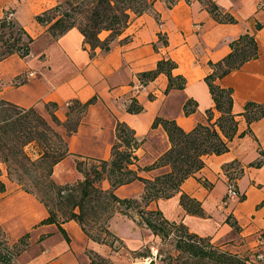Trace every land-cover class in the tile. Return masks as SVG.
<instances>
[{
	"label": "crops",
	"instance_id": "obj_1",
	"mask_svg": "<svg viewBox=\"0 0 264 264\" xmlns=\"http://www.w3.org/2000/svg\"><path fill=\"white\" fill-rule=\"evenodd\" d=\"M211 1L218 7L220 16L232 15L235 20L216 19L200 0H177L169 7L165 0H156L151 10L132 18L112 40L108 51L96 47L93 55L82 33L74 26L56 39H50L35 59L26 60L25 66L34 69L36 75L13 90L8 101L22 107L56 102L54 113L62 122L70 100L85 102L96 97L75 132L66 136L64 126L55 125L57 132L65 137L68 149V154L53 166L52 178L59 184L82 178L75 158L110 157L117 121L127 124L142 140L135 154L136 166L144 167L170 146L161 124L152 125L156 117L173 119L188 131L197 123L206 122L208 110L212 111L211 121L219 116L204 80L211 71L209 62H216L229 53V43L240 34L254 33L258 56L216 80L220 86L232 89L237 130L228 143V150L204 156V165L184 179L178 192L148 205L159 209L169 221L180 222L189 232L207 238L214 246L249 256L256 249L257 232L264 233V162L259 167L250 165L260 159L259 151H264V116L248 123L242 112L250 100L264 105V0ZM36 6L37 0H0V17L4 9L15 8V19L33 37L23 22L30 15H36ZM256 23L261 27L256 28ZM159 34L166 38V45L159 40ZM106 35L107 31L99 34L102 39ZM13 56L18 55H10L4 62ZM161 58L175 61L172 74L184 77L182 89L166 91L168 78L164 73L146 83L139 80L138 73L154 69ZM9 70L10 67L0 69L1 73ZM131 99L143 107L141 111H127ZM188 100H193L196 106L193 112L185 114L183 107ZM231 164H237L240 171L233 178ZM165 170L167 167L163 166L140 170L139 174L152 178ZM0 180L5 186L0 191V228L6 243L10 246L28 235L24 249L12 255V264H89L91 253L104 259L100 264H163L153 257V251L149 252L152 256L130 254L146 242H154L157 236L146 226L148 233H142L136 219L112 216L109 230L116 241L124 244V250L113 249L109 244L90 239L73 219L59 225L42 223L48 215L45 205L12 181L1 163ZM229 181L235 184L237 198L227 196ZM100 186L108 188L109 183L103 180ZM143 191L144 184L139 180L114 189L121 198H140ZM182 192L199 201L203 216L188 213L182 207ZM261 248L264 252V246ZM261 263L264 264V259Z\"/></svg>",
	"mask_w": 264,
	"mask_h": 264
},
{
	"label": "trees",
	"instance_id": "obj_2",
	"mask_svg": "<svg viewBox=\"0 0 264 264\" xmlns=\"http://www.w3.org/2000/svg\"><path fill=\"white\" fill-rule=\"evenodd\" d=\"M156 0H62L56 5L36 14L34 19L46 26L51 39L77 27L84 37V43L90 47V55L99 47L108 51L114 38L120 35L134 16L152 9ZM167 6L177 0H165ZM214 17L220 21L233 22L232 15L220 16L218 7L211 0H200ZM261 24L256 23V28ZM107 31L102 39L99 34ZM34 38L15 18L4 14L0 17V60L17 54L25 57L30 53ZM164 45L167 40L159 34ZM231 50L222 59L209 62L211 71L204 77L219 116L211 121L212 111H207L206 122L197 123L186 131L175 120L156 117L153 126L161 124L170 143L152 164L136 166L135 150L142 140L124 122L117 121L115 141L108 159H76V168L82 179L72 184H59L52 178L53 166L68 154L66 139L55 130L54 125L62 124L66 136L76 131L87 107L95 102L91 97L85 102L72 99L67 103L66 119L60 121L55 115L56 102L46 103L50 121L43 117L33 106L22 107L13 102L0 99V163L5 165L7 176L21 187L34 194L46 207L48 215L42 223H57L75 220L83 232L93 241L107 243L108 238L117 240L109 230V220L115 213H122L136 219L149 228L154 235L168 236L173 230L181 233L175 236V246L190 256L214 260L216 263L245 264L246 257L222 250L200 237L182 223L166 219L159 209L148 208L151 201L169 198L180 190V185L188 176L193 175L204 165V156L220 154L228 150L229 141L237 130V120L232 112V89L220 86L216 80L238 69L244 62L258 56L254 33H242L230 43ZM176 63L171 58H161L154 69L138 73L142 83L154 79L159 73L166 74L171 88L182 89L185 79L182 75H173ZM48 105L51 107L49 110ZM195 102H185L183 110L189 114L195 109ZM142 106L131 99L127 111L136 113ZM73 113L77 117L73 118ZM248 123L264 116V105L247 101L242 112ZM35 142L37 156L32 158L25 150L26 145ZM260 159L250 163L259 167L264 162V151H259ZM26 164H29L28 168ZM232 165V164H231ZM135 166V167H134ZM166 166L167 170L147 178L139 174L140 170H150ZM107 180L108 188H102L100 182ZM139 180L144 184L141 197L121 198L114 189L122 184ZM30 185H27L28 183ZM5 188L0 180V191ZM180 204L191 214L203 216L199 201L185 193L180 194ZM136 208L135 212H131ZM64 233L63 229L60 227ZM65 235V233H64ZM25 234L9 246L0 228V264H8L12 255L19 253L27 245ZM112 243V242H111ZM112 244H110L111 246ZM104 259L91 257L89 264H100Z\"/></svg>",
	"mask_w": 264,
	"mask_h": 264
},
{
	"label": "rangeland",
	"instance_id": "obj_3",
	"mask_svg": "<svg viewBox=\"0 0 264 264\" xmlns=\"http://www.w3.org/2000/svg\"><path fill=\"white\" fill-rule=\"evenodd\" d=\"M62 0H37V6L36 10L37 13H40L44 11L47 8H50L54 5H56L58 2ZM15 8L8 7L4 9L1 17L4 14H7L10 17L16 18L17 14H14ZM18 19L19 16H18ZM25 22V23H24ZM23 24L29 29L28 31L33 35V42L30 47V52L27 56L22 57L21 59L18 56H13L9 57L10 60H7V62H4V60H0V67H10L9 72L7 73H1L0 71V99L7 100L11 97V94L13 93V90H16L32 77L36 75V72L34 69L30 68L27 69L25 66L26 60L27 59H35V55L38 54L43 50L47 42L51 39L50 35L46 32V26L45 25H38L36 24V21L34 19V14L30 15L26 21H24ZM31 54V55H30ZM33 54V55H32ZM30 55V56H29ZM8 57V56H7ZM31 57V58H30ZM13 60V61H12ZM6 61V60H5ZM0 68V69H1ZM48 109L50 110L51 107L48 105ZM43 117L45 115H49L47 109H46V104L43 106V104H38L34 107ZM77 117L76 113H73V118L75 119ZM47 120L50 121V116L45 117ZM63 126V125H62ZM54 128L56 130V127L54 125ZM65 129V128H64ZM36 143L31 142L28 145H26L25 150L28 152V154L32 157L35 158L37 156V148H36ZM79 160H84L87 161V158H75ZM90 161H87V164H85V167H89ZM3 164V163H1ZM5 166V165H4ZM26 166L29 168L30 165L26 164ZM234 170L231 171L230 177L237 176L239 174L238 170V165L237 164H232L231 165ZM6 169V168H5ZM7 172V171H6ZM83 177V176H82ZM82 179V178H81ZM12 180V179H11ZM14 181V180H12ZM16 182V181H15ZM75 183V182H74ZM234 183V182H233ZM31 183L29 182L27 185H30ZM72 184V183H69ZM101 185V182L99 183ZM138 198L139 197H134ZM136 208H132L131 212H135ZM114 217H121V218H128L126 215L122 213H115L113 215ZM138 226H140V229L142 233H148L145 227V225L138 223L137 221L135 222ZM180 230H173L168 236H156V239L154 242H146L144 246H142L140 249H136L134 251H130V254L133 256H147V254L151 251L155 253V259L161 261L163 264H218L214 260L211 259H204V258H199V257H193L190 256L187 252H182L179 251L176 246H175V236L180 234ZM143 236V234H142ZM112 242V243H111ZM106 244H112L111 247L113 249H118V250H124V244L121 241H116L112 238H108ZM150 246V247H149ZM154 247V249L152 248ZM89 254L91 253L90 251L88 252ZM153 254L149 253V256H152ZM91 256L95 259H99L94 254L91 253ZM244 256V255H240ZM14 258V256H13ZM12 259L10 263L12 264ZM221 264H228V263H221Z\"/></svg>",
	"mask_w": 264,
	"mask_h": 264
},
{
	"label": "built area",
	"instance_id": "obj_4",
	"mask_svg": "<svg viewBox=\"0 0 264 264\" xmlns=\"http://www.w3.org/2000/svg\"><path fill=\"white\" fill-rule=\"evenodd\" d=\"M139 85H141V83ZM227 196L231 198L238 197L233 181H229L227 184ZM262 246H264V233L258 231L256 235V249L251 253V255L244 256L246 257L245 264H262L261 262L264 259V252L261 248Z\"/></svg>",
	"mask_w": 264,
	"mask_h": 264
}]
</instances>
